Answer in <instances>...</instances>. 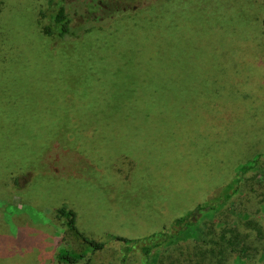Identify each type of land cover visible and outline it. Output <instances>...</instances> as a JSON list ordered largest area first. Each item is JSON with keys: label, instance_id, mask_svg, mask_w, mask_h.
<instances>
[{"label": "trees", "instance_id": "16d2710c", "mask_svg": "<svg viewBox=\"0 0 264 264\" xmlns=\"http://www.w3.org/2000/svg\"><path fill=\"white\" fill-rule=\"evenodd\" d=\"M21 8H26L29 13V30L11 21L13 14ZM31 17L30 0H0V190L8 195L28 193L42 178L36 167L51 164L56 155L78 153L89 158L90 154L95 157L98 152L102 158L112 154L107 175L120 188L126 186L129 189L133 185L134 170L147 169L149 172L148 159L134 152L146 144L149 146L154 133L169 135L176 127V136L168 138L166 156L158 159L152 170L154 177L157 176L154 188H160V183L166 186L169 179L166 181L164 174L178 170L182 181L184 174L186 181H190L188 175L192 174L193 168L206 189L192 201L189 212L174 218L170 229L163 228L160 233H153L141 241L108 233L111 241L122 246V264H132L133 257L138 258V264L141 257L145 264H232L236 260L257 264L264 256V174L256 171L264 163V152L257 149L263 138H258L253 131L241 130L247 117L241 112L247 111L256 94L253 86L258 90L264 87V76L253 75L252 69L247 74L240 68L239 71L236 58L242 51L250 64L257 67L259 58L264 61V39L242 33L234 38L231 33L238 29L232 28L233 32H229L230 28L224 23L216 26L219 30L214 33L211 47L214 53L203 56L194 52L188 56L182 53L173 59L179 66H171L170 60L160 69L155 68L160 70L158 74L165 84V78L174 81L175 74L180 76L191 71L185 89L179 91L175 100L168 99L165 85L149 89L147 83L143 84L147 82L146 77H139L133 93L120 98L118 115L106 119L102 114L107 108L103 109L99 104L69 103L65 76L56 79L53 75L40 73L38 59L46 53L38 36L63 40L76 30L68 7L61 6L54 14L52 27L55 31L51 27L38 29L36 18L34 21ZM36 25L40 27L38 22ZM260 28L264 34V18ZM191 40L188 37V42ZM38 50L42 52L40 56ZM251 50L259 55L255 58L247 56ZM228 64L233 66L230 71L234 72L225 85L221 78L230 72ZM258 65L262 66V63ZM201 74L208 79V85L201 80ZM78 80V83L83 82L82 78ZM158 96H165V102L162 107L153 108L150 104L155 103ZM240 105L243 109H238ZM182 106L183 114L179 116L177 113ZM197 109H200L203 121L192 123L191 114ZM184 111L187 117L191 116L186 124L181 122ZM91 112L100 115L82 116ZM67 113L78 115L68 119L59 117ZM170 122L173 123L170 125ZM183 127L187 131L181 134ZM249 144L255 147L247 155L244 147ZM133 148L134 152L130 154ZM174 148L179 152L168 150ZM135 177L137 183L144 180L140 174ZM233 202L239 206L236 215L223 209ZM56 212L85 245L82 250L58 248L55 253L58 264H78L89 254L98 255L103 264H109L104 255L107 243L82 231L79 215L68 197L62 199ZM210 213L216 214L219 221L210 227L204 238L180 242L202 215ZM91 260L88 258L86 263L91 264Z\"/></svg>", "mask_w": 264, "mask_h": 264}, {"label": "rangeland", "instance_id": "374dc122", "mask_svg": "<svg viewBox=\"0 0 264 264\" xmlns=\"http://www.w3.org/2000/svg\"><path fill=\"white\" fill-rule=\"evenodd\" d=\"M61 6L68 7L76 30L63 40L38 36L46 53L38 59L40 73L53 75L56 79L65 76L69 103L99 104L103 109L107 108L102 114L106 119L118 115L120 98L133 93L139 77H146L147 82L143 84L147 83L149 89L165 85L168 99L175 100L179 91L185 89L184 84L191 71L180 76L175 74L174 81L165 78V84L158 74L160 70L156 69L170 60L171 66H179L173 59L182 53L186 56L193 52L200 56L214 53L211 47L214 33L219 30L216 26L224 23L230 30L238 29L236 33H231L234 38L242 33L264 39L260 28L264 18V0H30L31 18H36L35 26L38 29L51 27L55 31L52 20ZM28 17L27 9L21 8L13 14L11 21L29 30ZM188 37H191V42H188ZM37 54H42L41 50ZM237 55L239 71L247 74L252 69L253 75L264 76L262 58L258 59L255 67L242 51ZM257 55L259 52L251 50L247 56L255 58ZM231 66L228 64V71ZM233 72H227L221 78L225 85ZM199 76L205 85L209 84L207 78L202 74ZM78 78H82L83 82L78 83ZM253 90L256 92L253 100L247 111L241 112L247 114L241 130L253 131L258 138L262 136L263 141L258 146L255 143V146L264 152V87L258 90L253 86ZM164 97L158 96L156 102L150 105L153 108L162 107ZM183 106L178 113H173L175 119L176 113L179 116L183 114ZM72 115L67 113L59 117L68 119ZM98 115L93 112L82 114L85 117ZM191 116L192 123L203 121L200 109ZM191 116L187 117L184 111L181 122L189 123ZM143 130L146 131V127ZM176 131L175 127L169 135L154 133L149 146L146 144L135 152L134 148L130 151V154L134 152L148 159L149 172L147 169L140 172L134 170L133 185L129 189L126 186L120 188L107 175L112 154L102 158L98 152L95 157L90 154L89 158L78 153L56 155L55 162L36 167L42 178L28 193L8 195L0 190V264H58L55 260L58 248H85L82 240L71 233L67 221L57 215L56 209L64 197L69 198L71 206L77 211L82 231L107 243L104 255L109 264H122L123 255L121 244L111 241L108 233L141 241L153 233H160L163 228L170 229L174 218L189 212L192 201L206 189V184L200 181L193 168L192 174L188 175L191 184L186 181L185 174L182 181L178 170L164 174L165 180L169 179L166 186L160 183V188H154L157 176L154 177L152 170H155L158 159L166 156L168 138L176 136ZM186 131L183 127L181 134ZM255 146L245 145V153L250 155ZM168 150L179 152L177 148ZM169 163L176 164L173 161ZM256 171L263 175L264 163ZM138 174L144 180L137 183L135 176ZM171 186L173 188H169ZM238 207L237 202H233L223 209L236 215ZM217 221L219 218L214 213L202 215L196 225L184 233L180 242L204 238ZM88 258L92 259L91 264H103L100 256L91 254L78 264H87ZM138 261L137 257H133L132 264H138ZM257 262L264 264V256ZM139 264H145L142 257ZM232 264L244 262L236 260Z\"/></svg>", "mask_w": 264, "mask_h": 264}]
</instances>
